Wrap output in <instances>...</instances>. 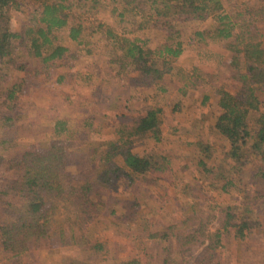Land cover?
I'll return each instance as SVG.
<instances>
[{
  "label": "rangeland",
  "instance_id": "rangeland-1",
  "mask_svg": "<svg viewBox=\"0 0 264 264\" xmlns=\"http://www.w3.org/2000/svg\"><path fill=\"white\" fill-rule=\"evenodd\" d=\"M79 1L80 40H70L65 28L53 30V42L67 47L63 58L42 60L19 37L0 57V233L21 206L13 182L29 157L23 151L57 153L60 146L64 154L58 182L51 179L43 192L45 232L18 254L0 250V264H264V183L253 176L262 163L249 140L239 157L228 156L211 127L216 89L235 90L232 75L243 71L233 57L240 66L246 42L264 47V0H220L232 26L223 38L214 34V17L158 16L150 0ZM36 7L34 0L5 5L0 31L21 33ZM99 24L155 49L150 56L161 76L134 69L119 49L123 43ZM176 40L178 56L157 55ZM259 97L264 100V90ZM151 107L158 109V138L126 134L121 140L147 160L145 170L129 181L116 168L108 186L95 181L99 156L118 129ZM255 117L247 114L251 130ZM61 118L68 122L57 123ZM85 181L92 210L81 219L77 186ZM226 213L229 226L222 230ZM240 221L246 222L241 236L234 231Z\"/></svg>",
  "mask_w": 264,
  "mask_h": 264
},
{
  "label": "trees",
  "instance_id": "trees-1",
  "mask_svg": "<svg viewBox=\"0 0 264 264\" xmlns=\"http://www.w3.org/2000/svg\"><path fill=\"white\" fill-rule=\"evenodd\" d=\"M34 1H38V7L29 11L27 23L21 33L0 31V57L10 52L11 38H25L30 52L41 57L42 60L60 58L67 51L66 45L53 42L54 29L65 28L66 36L70 40L76 42L80 40L84 27L77 20L78 14L75 13V9L82 6L83 3L79 0ZM90 1L94 2V0ZM9 3H17V0H0V13L3 7ZM150 5L154 13L162 17L175 16L179 11L188 12L197 19L212 16L217 21L215 36L223 38L232 35L230 31L232 26L228 22L229 15L223 11L220 0H150ZM100 26L103 25L99 24ZM103 31L113 40L124 44L119 49L122 50L126 61L133 63L134 69L140 70L144 74H150L152 78L161 76V71L150 56L155 52V49H144L134 40L120 39L108 27L103 26ZM258 34L260 33L258 32ZM180 51L179 41L176 40L170 44H162L156 53L170 59L178 56ZM242 54L243 65L237 66L238 61L236 57H233L234 65L243 69V71L232 75L236 82L235 90H228L224 87L216 89L218 94L217 112L211 120V127L223 139L226 153L230 157H239L242 147L249 140L248 148L262 163L253 176L258 177L264 183V100L259 97V92L264 90V47L259 40L255 39L253 42L244 44ZM149 57H151L150 60ZM157 111L158 109L155 107L148 108L136 119L134 124L118 129L122 133L104 151L103 156H99V164L102 168L97 173L94 172L95 181L102 183L103 186H108L112 181L111 173L116 168H121L129 181L133 178L132 174L145 170L147 160H143L142 157L130 150L129 141L122 143L121 140L126 134L141 136L146 133L157 139L160 129ZM250 111L256 112L253 130L247 123V114ZM23 153V156L29 155V157L26 160L23 158L26 163L22 166L19 179L13 182L18 187L17 194L22 197L21 206L16 209L12 219L5 221L3 231L0 233V250L12 255L24 251L28 243L36 242L39 235L45 232L40 218L45 211L43 192H47V189L53 186L55 181L52 183L51 179H57L58 182L57 165L64 163V154L60 146H57V153L49 152L41 155L31 151H23ZM112 156L119 158L116 164L111 161ZM230 182V178H227L224 184ZM90 186L87 181L77 186L79 188V193H77L79 197L78 210L81 213L78 218L81 219L86 218L92 210L91 202L87 197ZM86 202L87 204H85ZM230 217L231 214H225V219L221 222L222 230L228 228ZM245 226L246 222L244 221L237 223L234 229L235 233L243 235ZM218 235L216 233L217 237ZM163 236V233L156 235L158 238ZM214 241L216 242V240ZM133 264H137L136 261L133 260ZM161 264H166L165 260Z\"/></svg>",
  "mask_w": 264,
  "mask_h": 264
},
{
  "label": "crops",
  "instance_id": "crops-1",
  "mask_svg": "<svg viewBox=\"0 0 264 264\" xmlns=\"http://www.w3.org/2000/svg\"><path fill=\"white\" fill-rule=\"evenodd\" d=\"M60 58H63V56L62 57H60ZM57 59H59V58H57ZM62 77V75H57V80H59L60 78ZM69 96H71V95H69ZM67 123L68 121L66 120V119H63V118H61V119H57V123H60V124H63V123ZM67 126V125H66ZM68 128V127H67ZM65 129V128H64Z\"/></svg>",
  "mask_w": 264,
  "mask_h": 264
}]
</instances>
